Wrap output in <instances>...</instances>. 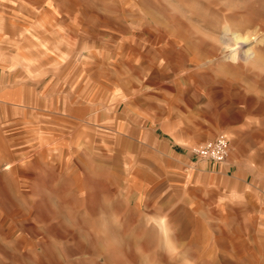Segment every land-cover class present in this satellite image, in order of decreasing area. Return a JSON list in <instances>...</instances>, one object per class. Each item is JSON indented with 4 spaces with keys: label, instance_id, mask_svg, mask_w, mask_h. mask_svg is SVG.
<instances>
[{
    "label": "rangeland",
    "instance_id": "374dc122",
    "mask_svg": "<svg viewBox=\"0 0 264 264\" xmlns=\"http://www.w3.org/2000/svg\"><path fill=\"white\" fill-rule=\"evenodd\" d=\"M0 264H264V0H0Z\"/></svg>",
    "mask_w": 264,
    "mask_h": 264
},
{
    "label": "built area",
    "instance_id": "2783aa9c",
    "mask_svg": "<svg viewBox=\"0 0 264 264\" xmlns=\"http://www.w3.org/2000/svg\"><path fill=\"white\" fill-rule=\"evenodd\" d=\"M194 156L213 162H224L230 153V140L226 134H219L215 139L192 148Z\"/></svg>",
    "mask_w": 264,
    "mask_h": 264
},
{
    "label": "bare ground",
    "instance_id": "6f19581e",
    "mask_svg": "<svg viewBox=\"0 0 264 264\" xmlns=\"http://www.w3.org/2000/svg\"><path fill=\"white\" fill-rule=\"evenodd\" d=\"M229 27L225 28V34L222 36V42L225 44V46L227 48L232 47L233 45H240L241 46V42L243 43V41H246L250 36H243L241 34H235L233 37H228L229 35ZM237 53H234L232 56H230L232 58V60H235L237 58ZM246 55H249L248 52L245 53ZM228 55V53H225L224 56ZM239 55V54H238ZM229 57V56H227Z\"/></svg>",
    "mask_w": 264,
    "mask_h": 264
}]
</instances>
